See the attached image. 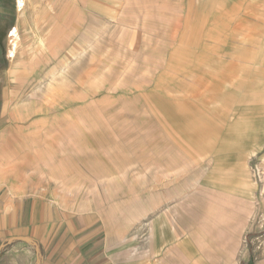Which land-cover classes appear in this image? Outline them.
<instances>
[{
    "label": "rangeland",
    "instance_id": "obj_1",
    "mask_svg": "<svg viewBox=\"0 0 264 264\" xmlns=\"http://www.w3.org/2000/svg\"><path fill=\"white\" fill-rule=\"evenodd\" d=\"M10 3L16 15L0 52V182L16 196L76 212L86 195L95 204L108 196L127 202L148 187L149 161L140 157L151 148L176 142L196 150L204 121L212 141L239 98L228 90L252 93L264 115V0H103L101 9L92 5L102 16L90 15L91 0ZM60 26L63 47L54 54L46 40ZM15 28L20 47L42 43L49 61L24 71L41 68L30 88L43 80L44 89L11 120L9 103L21 93L13 80L23 77L14 65L27 58L19 50L11 62ZM155 120L174 142L154 134ZM254 168L260 181V157Z\"/></svg>",
    "mask_w": 264,
    "mask_h": 264
},
{
    "label": "crops",
    "instance_id": "obj_2",
    "mask_svg": "<svg viewBox=\"0 0 264 264\" xmlns=\"http://www.w3.org/2000/svg\"><path fill=\"white\" fill-rule=\"evenodd\" d=\"M102 1L91 0V16L103 15L92 9ZM15 10L0 0V52ZM227 92L239 98L212 141L209 123L199 122L196 150L168 142L140 157L149 161V184L130 201L95 204L86 195L76 212L0 182V264H264V115L249 91ZM152 123L173 141L165 124Z\"/></svg>",
    "mask_w": 264,
    "mask_h": 264
},
{
    "label": "bare ground",
    "instance_id": "obj_3",
    "mask_svg": "<svg viewBox=\"0 0 264 264\" xmlns=\"http://www.w3.org/2000/svg\"><path fill=\"white\" fill-rule=\"evenodd\" d=\"M46 13H43V15H45ZM44 19V18H43ZM42 21V20H41ZM39 26V25H38ZM37 26V27H38ZM18 28H21V22L18 24ZM40 33L43 34V32L46 31V29L43 31V29L40 27ZM61 29V26L60 27H57V28H54L51 30L50 34L48 35L47 37V40H46V47L50 49V45H52V52L54 54L55 51L54 49L56 48V52L58 53V50L59 49H62L61 47H63V45L60 43L61 40H63V36H61L59 33H60V30ZM55 32H58V34H54ZM39 30L36 34V36L39 38ZM47 33H48V30H47ZM19 34L18 31H17V28L14 30L13 32V35L14 37H12V39L10 40V58H11V62L13 63L15 58H16V55L18 54L19 50L21 51L20 54L23 57L27 56L26 60L25 58L23 59V62L21 61V63H26V64H18V62H14L15 65H14V68H23L19 74H22L23 77L21 76L20 78H17L16 80H13L14 81V85L16 86V88L18 90L21 91V93L19 94L17 100H15V97H16V94L14 93L12 96H15L14 99L12 98V102L9 103V106L15 111V112H12L11 113V120H16V113L18 111H21L22 108H19V105L20 104H25V102H23V100L26 98L28 101L30 98V96L32 97H35V96H38L40 93H39V89H44V84H45V81H40L37 85H36V89L35 87L34 88H30L33 83L31 81L33 80H39L41 76H36L38 74H40V71L39 70H36V69H41L39 67H36L35 68V71L32 70V75H29L28 72H24V71H27V70H30V68H32L34 65L36 64H40V63H47L49 60L47 59H44L45 57H47V52H46V47H44L42 45V43L40 44L39 48H34L31 47V49L29 48H26V47H29V46H26L24 48L20 47V42L18 41L19 38ZM42 36V35H41ZM55 40H57L55 42ZM53 42H55V44L53 45ZM44 47V48H43ZM43 50L46 52L44 53ZM57 56V55H56ZM68 57H71L73 56V54L71 52H69L67 54ZM29 57H32V58H29ZM57 59H58V56H57ZM69 58H67L68 60ZM63 60V59H62ZM20 62V61H19ZM68 63H71L70 61H66ZM13 63V64H14ZM66 64V63H65ZM26 65V66H24ZM33 69V68H32ZM62 71V70H61ZM38 73V74H37ZM36 74V75H35ZM30 76H31V79H30ZM52 77V76H51ZM44 78V77H43ZM14 79V77L12 78ZM29 79H30V85H29ZM45 79V78H44ZM36 83H34L35 85ZM29 85V87H28ZM18 94V93H17ZM27 104V103H26ZM17 105V106H16Z\"/></svg>",
    "mask_w": 264,
    "mask_h": 264
}]
</instances>
